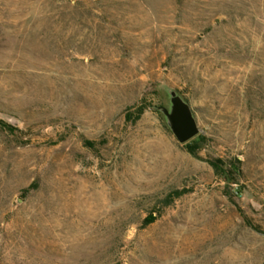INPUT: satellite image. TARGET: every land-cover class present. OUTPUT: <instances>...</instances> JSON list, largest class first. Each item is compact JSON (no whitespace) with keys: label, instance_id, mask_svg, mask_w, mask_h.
Instances as JSON below:
<instances>
[{"label":"rangeland","instance_id":"rangeland-1","mask_svg":"<svg viewBox=\"0 0 264 264\" xmlns=\"http://www.w3.org/2000/svg\"><path fill=\"white\" fill-rule=\"evenodd\" d=\"M0 264H264V0H0Z\"/></svg>","mask_w":264,"mask_h":264},{"label":"water","instance_id":"water-1","mask_svg":"<svg viewBox=\"0 0 264 264\" xmlns=\"http://www.w3.org/2000/svg\"><path fill=\"white\" fill-rule=\"evenodd\" d=\"M177 120H178L179 124L181 123L180 127H179V135H180L182 140L187 141L188 139H190L191 137H193L197 133L196 126L194 125L192 120L189 119L188 117L178 116Z\"/></svg>","mask_w":264,"mask_h":264},{"label":"trees","instance_id":"trees-1","mask_svg":"<svg viewBox=\"0 0 264 264\" xmlns=\"http://www.w3.org/2000/svg\"><path fill=\"white\" fill-rule=\"evenodd\" d=\"M141 113H142V111H141ZM179 116H180V117H184V116H185V114L182 112V110L179 112ZM189 119H190V118H189ZM187 148L189 149V151H190L192 154L197 155V146H196L195 143H188V144H187ZM212 165L216 168V170H217V172H218L219 174L221 173V174L224 175V176L227 175L226 170H224V168H223L222 166H220V165L218 164V162H214V161H213V162H212ZM183 193H185V192H184V191H178V192H176V195H177V196H181V195H183ZM171 196H172V195H170V197H171ZM156 219H157V217L154 216V215H152V216L146 218L145 223H146V224H151V223L155 222Z\"/></svg>","mask_w":264,"mask_h":264},{"label":"flooded vegetation","instance_id":"flooded-vegetation-1","mask_svg":"<svg viewBox=\"0 0 264 264\" xmlns=\"http://www.w3.org/2000/svg\"><path fill=\"white\" fill-rule=\"evenodd\" d=\"M181 124V123H180Z\"/></svg>","mask_w":264,"mask_h":264}]
</instances>
